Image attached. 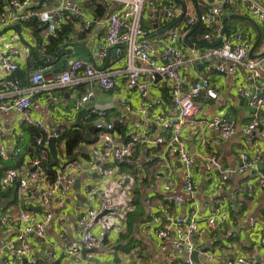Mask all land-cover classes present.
Returning a JSON list of instances; mask_svg holds the SVG:
<instances>
[{"label":"built area","instance_id":"built-area-1","mask_svg":"<svg viewBox=\"0 0 264 264\" xmlns=\"http://www.w3.org/2000/svg\"><path fill=\"white\" fill-rule=\"evenodd\" d=\"M99 1L105 6L106 14L101 20L105 26V37L102 44H99L98 56L105 59L115 51L118 56L116 70L108 67L98 68L87 60L75 59L68 67L55 72L65 49L61 46L56 51L49 52L50 40L63 30L66 16L80 23L81 30H88L93 23L100 21L88 15L87 8L92 4L91 0L87 1L86 7L81 6L78 0H7L0 13V31L14 24L23 25L31 21H36L42 28L43 36L36 48V59L40 66L29 74L31 92L44 91L51 96L54 91H77V86L90 83L109 93L118 90L120 81L124 79L122 91L117 97V106L139 120L130 123L126 118L119 117L113 123L107 118L115 108L114 104L91 105L87 108V116L94 119L96 139L88 146L89 159L86 161L78 156L76 163H70L65 157L58 158V166L53 169L55 177L49 180L44 168L50 156L49 140H54L56 151L59 147L64 155L65 143L62 138L66 128H52L30 114L31 96L23 92L20 81L13 76L19 69V60L27 56L28 51L16 34L0 36V96H7L9 99L0 101V110L19 115L20 126L37 131L32 143L34 155L29 158L27 165L30 169L7 168L0 178V193L15 185L25 204L37 206L35 202H38L42 209L40 213L22 210L15 215L0 216L1 226L15 230L10 237H0V260L3 264H51L58 258L60 245H63V255L78 259L84 249L96 248L105 236H117L123 232L128 216L135 209V180L133 176L125 175L118 172L114 166L105 164L131 161L137 165L140 151L147 148L152 158L166 173L165 195L161 201L156 204L151 199L145 201V205L153 211L151 221L152 225L157 227L156 237L159 240L166 239L168 228H172V245L186 253L184 264H196L191 254L197 252L200 236L214 231L228 221L229 200L219 196L211 205L204 204L205 214L201 219L196 217L195 211L190 216L174 215L172 208L181 206L183 199L170 192L174 177L166 156L173 155L181 165L182 191L191 197L196 190L194 178L199 168L198 161L203 163L206 178L214 180L218 193L223 190L233 173L245 176L244 182L248 192L264 190V170L258 169V165L264 160V147L255 149L251 154L240 151L236 170L224 168L215 154L206 151V132L233 136L237 128L236 121L224 112L212 116L198 115L200 108L197 104L199 99H217L212 81L214 76H236L242 71L249 87L240 88L238 95L251 111L244 130L246 134L257 132L264 138V82L261 81L264 50L257 57L251 58L250 42L243 40L240 34L231 37L224 34L221 37V25L215 27L213 32L203 35L207 42L219 40L221 37L218 45L203 49H182L178 42L183 40L197 19L205 29H209L223 14L239 8L264 24V2L214 0L197 17L186 10L182 19L168 30L163 46L155 48L144 39L146 31L141 22L142 10L144 6H149L152 9L151 19L161 15L166 20H174L183 13L175 0ZM124 62L125 67L121 68ZM189 75L193 76L192 82L188 79ZM162 82H165L172 107L167 113L157 110L162 106L167 108L161 96L150 99L154 88L161 90ZM93 96L91 89L86 90L76 99L72 109L81 110ZM7 134L8 130L0 120L2 160H7L9 154L18 158L23 153L17 145L10 149L3 143ZM189 134L196 137L200 151L192 152L190 149L185 138V135ZM83 144L78 145L74 153H78ZM84 174L91 182L82 184L85 196L88 199L95 196L97 198L95 207L86 208L80 203L73 204L75 229L80 241L75 244L66 239L47 242L45 259L40 262L32 250L29 237L34 235L45 239L46 226L51 222L54 211L73 193L77 177ZM192 204L193 208L198 209L196 202ZM199 222H202L204 227H201ZM94 227H98L96 232ZM260 235V244L264 245V227L261 228ZM129 254L130 261L120 264H139L136 250H130ZM214 254H204V260L212 261ZM75 264L97 263L76 261ZM228 264H256V260L252 255L242 254Z\"/></svg>","mask_w":264,"mask_h":264},{"label":"crops","instance_id":"crops-1","mask_svg":"<svg viewBox=\"0 0 264 264\" xmlns=\"http://www.w3.org/2000/svg\"><path fill=\"white\" fill-rule=\"evenodd\" d=\"M57 1V0H54ZM88 0H78L79 4L86 7ZM99 1V0H96ZM186 7V10L197 17V11L203 13L214 0H198L197 7L194 6L191 0H181ZM264 2V0H261ZM100 2V1H99ZM188 2L190 7H188ZM91 5V4H90ZM88 15L96 19L94 7H88ZM152 9L149 6H144L142 10V27L146 31V39L153 47L161 48L163 41L168 36V31L163 33L162 29L169 26L174 20H166L163 16L158 15L157 22L153 28L150 13ZM155 12L156 9L154 10ZM231 14H239L251 18L253 23L247 20H229L226 25L231 29V33L226 36L241 35L242 39L249 41L251 44L250 52L252 57L258 56L264 50L263 30L264 24L257 21L244 9L239 8L233 12L223 14L220 19L209 28L214 31L215 27L222 26L224 17ZM105 16V15H104ZM103 17L99 18L90 29L81 30L80 23L75 19L66 16V23L63 26L65 37L62 38V47L64 45L76 43L73 48H64L65 51L59 58L57 69H64L68 67L75 59H83L91 62L98 68H112L118 69V56L115 51L110 55L101 59L98 56L99 44H102L105 37V26L101 23ZM97 20V19H96ZM20 25V24H19ZM21 26V35L23 40L29 44L36 52L37 44L43 36V32H38L34 35L33 28L28 25ZM2 30V29H1ZM149 31V32H147ZM83 33V36L80 35ZM199 39L206 41L203 35ZM16 34L14 31H9L3 35L10 36ZM260 34V38L259 37ZM17 35V34H16ZM190 41V36L188 37ZM207 42V41H206ZM208 43V42H207ZM23 44V43H22ZM28 51L27 56L19 60V69L13 74L15 78L20 81V87L25 94L31 96L30 114L38 119L43 120L50 127H65L78 126L86 132V135L91 141L96 139V131L93 128L94 119L87 116V108L95 103L99 104H114L115 108L110 111L108 121L115 123L117 118L124 117L130 123L138 122V117L131 116L126 111L117 106V97L122 91L124 79L119 83V89L113 92L105 93L97 86L90 83H82L77 86L78 90L71 89L57 90L50 96L44 91L31 92V84L29 74L37 69L34 53L23 44ZM69 46V45H68ZM180 48L193 47L197 49L207 48L198 47L194 43L188 45L183 44V40L178 42ZM68 50H71L70 53ZM124 48L122 47V51ZM249 52V53H250ZM125 67V62L121 68ZM189 81H193V76L189 75ZM214 88L217 93V99H199L198 106L200 108L198 115L212 116L217 113H226L235 119L237 128L233 136L227 137L219 132L207 131L208 143L205 147L206 151L215 154L224 168L236 170L239 164L238 154L244 151L251 154L257 148L264 147V138L257 132L246 134L244 128L248 124L251 111L246 105L245 101L239 97V89L242 87H249V83L242 71L236 76H214L212 79ZM261 81L264 82V66L261 72ZM161 90L154 88L150 94V99L161 96L165 107H159L157 110L167 113L172 110L171 103L167 95V88L165 82L161 84ZM91 89L94 96L90 101L79 111H74L73 104L76 99L85 93L86 90ZM9 101L8 97L0 96V101ZM0 120L8 130L7 137L4 144L8 148H13L17 145L23 150L20 157L14 158L9 154L7 160L0 159V178L3 172L10 167H27L29 158L34 155L32 151V142L34 139L35 129L30 130L29 127L19 125L20 116L11 112H3L0 110ZM117 128V127H116ZM186 141L192 152L200 151L198 141L192 134L185 135ZM89 144H83L80 152L88 155ZM84 149V150H83ZM30 153V154H29ZM167 160L171 165V172L173 174V187L170 192L173 195H179L183 199L181 206L172 208V213L178 216H190L192 212H196V217L201 219L205 214L204 204L211 205L213 201L223 196L229 200V219L224 224L214 229V231L204 233L200 236L197 244L198 259L200 264H228L234 262L235 258L242 254L252 255L256 264H264V245L260 244V230L264 227V190L248 192L245 187V176L239 174H232L225 184L223 190L218 193L215 189L214 180L206 178L203 171V163L198 161V170L196 171L194 182L196 190L192 197L182 191L183 173L182 169L178 167V161L173 155H167ZM89 157L87 156L86 159ZM106 166H114L118 172L134 177V211L128 216L127 226L123 232L117 236H107V242H101L96 248L89 251L85 256L82 254L79 258H71L64 255L61 264H75L76 261L91 262L97 264H120L129 262L131 259L130 250L135 249L139 258V264H184L186 253L182 249L174 248L172 241L174 239V232L172 228H168V237L164 240H159L156 237L157 227L152 225L151 217L152 209L145 205L146 199H151L154 204L161 201L165 195L164 183L166 180V173L163 167L152 158L150 150L143 148L139 153L138 164L134 162H126L120 164H105ZM30 169V168H28ZM260 171L264 170V160L258 165ZM93 177H97L93 175ZM80 179L78 189H74L73 193L68 196L65 203L54 211L53 218L46 226L45 239L38 238L34 235L29 237L32 245V250L36 258L43 262L45 259V251L47 249V242L66 239L69 243L75 244L80 241V236L76 232L75 224L76 217L73 211V204L80 203L84 207L96 206V198L88 199L82 189L83 183H90L87 175L77 177ZM16 189V192H15ZM90 200V201H89ZM192 202H196L197 208H193ZM32 206L30 203L25 204L22 201L20 191L16 186H11L6 191L0 193V216L3 214L15 215L19 211L29 210V207H39L38 202ZM40 208V207H39ZM31 211V210H30ZM42 211V209H41ZM40 211V212H41ZM34 212V211H33ZM36 212V213H40ZM252 223V224H251ZM201 227H204L202 222H199ZM164 225V224H163ZM162 225V226H163ZM94 232L98 227H94ZM14 228H7L0 224V237L6 238L13 235ZM206 232V231H204ZM62 246L58 249V257L63 254ZM215 253L214 258L210 262L204 260V254ZM0 264L3 262L0 260Z\"/></svg>","mask_w":264,"mask_h":264},{"label":"trees","instance_id":"trees-1","mask_svg":"<svg viewBox=\"0 0 264 264\" xmlns=\"http://www.w3.org/2000/svg\"><path fill=\"white\" fill-rule=\"evenodd\" d=\"M7 0H0V13L3 10L4 5L6 4ZM92 4L89 5L90 7H94V12L96 15V19L98 20L99 18L103 17L106 14V8L105 6L96 0H91ZM225 18V17H224ZM223 18V19H224ZM29 27L33 28V32L34 35H37L38 32L42 31V28L39 26V24L36 21H31L30 23L24 24V25H28ZM226 26V30L225 33H231V29H229V26ZM206 31V32H210V29H205L201 24L198 26V28L190 35V41H188L187 43L185 41H183L184 45H188L190 43H194L199 47H204L207 46L211 47L213 45H218V39H214L211 40L210 42H206L203 41L201 39H199L200 35H202V33ZM80 35L83 36V33H80ZM65 37V32L62 30L60 33H58V35L54 38H52L50 40V44L48 46V51L49 52H54L56 51L58 48H60L62 46V38ZM35 59H36V52L34 53ZM36 62L38 63V66H40V62L36 59ZM37 66V68H38ZM30 130H33L32 128H30ZM35 131V133L33 132V136L35 137L37 135V131ZM62 140L65 143V150H64V155L62 152V149L57 147V157L58 158H62L65 157V159H67L70 163H76V159L78 156L85 158L87 157L86 154L82 153V152H78V153H74V149H76L78 147V145L80 144H90L92 143V139H89L86 135V132L84 130L81 129V127L78 126H68L66 128V132L63 135ZM33 143V142H32ZM58 166V163L55 162L51 156H49L48 160L45 162L44 168H45V173L46 176L48 177L49 180H53L55 177V172H54V168ZM16 192V189H15Z\"/></svg>","mask_w":264,"mask_h":264},{"label":"water","instance_id":"water-1","mask_svg":"<svg viewBox=\"0 0 264 264\" xmlns=\"http://www.w3.org/2000/svg\"><path fill=\"white\" fill-rule=\"evenodd\" d=\"M180 6H181V8H182V11H183V13L180 15V17L179 18H177V20H175L174 22H172L169 26H167L166 28H164V29H162L161 30V32H158L159 34L160 33H163V32H166V31H168V30H170L177 22H179L181 19H182V17H183V14L185 13V11H186V7H185V4L181 1V0H175ZM192 1V3L194 4V6L195 7H197V3H199V1L198 0H191ZM157 15V14H156ZM200 15V12L199 11H197V16H199ZM247 20V21H249V22H251V23H253V21H252V19L251 18H248V17H245V16H242V15H239V14H231V15H229V16H226L223 20H222V30H221V37L225 34V30H226V23L229 21V20ZM157 22V18L156 19H154V20H152V23H153V28L155 29L156 28V26L154 25L155 23ZM200 25V21H199V19H197V21H196V23L194 24V26L189 30V32H187L185 35H184V37H183V40L187 43L188 42V37L198 28V26ZM9 31H14V32H16V34H17V36L19 37V39H20V42L21 43H23L24 45H26L29 49H30V52L33 54L34 53V49L33 48H31L30 46H29V44L27 43V42H25L24 40H23V37H22V35H21V26L19 25V24H14V25H11V26H8V27H5V28H3L1 31H0V36L1 35H3L4 33H6V32H9ZM221 37L219 38V40H218V44H220V42H221ZM258 38H260V34H259V37ZM69 45V46H68ZM68 45H64V48L66 49L67 47L68 48H73V47H75L76 45H78V44H76V43H72V44H68ZM199 47V46H198ZM69 51V53H70V51L71 50H68ZM250 54V57H252V52H250L249 53ZM255 57H257V56H255ZM255 57H253V58H255ZM60 69H56L55 70V72H58ZM84 150V149H83ZM49 153H50V156H51V158L55 161V162H59V159H58V157H57V151H56V147H55V143H54V140H49ZM178 167L179 168H181V165L178 163ZM79 185H80V179H77L76 181H75V183H74V186H73V188L74 189H78L79 188ZM29 210H31V211H34V212H40L41 211V208H39V207H29ZM107 236H105L104 238H103V240H102V242L105 244L106 242H107ZM89 251H91V250H83L82 251V255L83 256H85ZM64 258V255L63 254H61L58 258H57V260L55 261V262H53V263H51V264H61V261H62V259ZM191 258L194 260V262L196 263V264H200V261H199V259H198V252H193L192 254H191Z\"/></svg>","mask_w":264,"mask_h":264},{"label":"rangeland","instance_id":"rangeland-1","mask_svg":"<svg viewBox=\"0 0 264 264\" xmlns=\"http://www.w3.org/2000/svg\"><path fill=\"white\" fill-rule=\"evenodd\" d=\"M191 5H190V3L188 2V7H190ZM24 128H26V126H23Z\"/></svg>","mask_w":264,"mask_h":264}]
</instances>
